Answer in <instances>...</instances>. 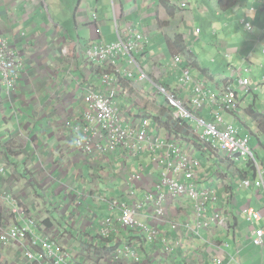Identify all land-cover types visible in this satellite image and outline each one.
<instances>
[{"label": "crops", "instance_id": "crops-1", "mask_svg": "<svg viewBox=\"0 0 264 264\" xmlns=\"http://www.w3.org/2000/svg\"><path fill=\"white\" fill-rule=\"evenodd\" d=\"M131 26L151 37L140 61L154 78L170 86L178 82L180 70L171 66L181 56L196 82L217 93L227 87L239 92L237 112L217 107L200 115L213 121L219 111L228 123L246 129L264 170V62L258 60L260 53L264 58V0H0V32L19 50L23 69L11 96L0 83V227L35 219L42 235L62 237L65 244L82 240L93 231L81 221L89 208L84 191L117 194L114 188L126 183L125 162L154 169L148 155L137 165L123 156H89L76 144L71 126L83 117L89 88L109 93L102 79L106 69L94 66L85 50L96 42H116ZM139 76L126 80L122 92L148 88L137 85ZM242 79L250 82L247 94ZM120 102L128 104L125 94ZM207 152L211 149L204 153L207 168L198 185L215 189L218 200L207 216L220 211L226 226L210 222L198 232L193 202L173 199L176 207L159 227L170 244L180 245L166 254L162 244L144 238L137 264H264V246L250 242L253 227L241 212L244 204L259 210L255 223L264 226L263 191L241 183L255 180L254 169L239 161L230 167L217 154L208 159ZM22 258L19 242L0 244V264H20Z\"/></svg>", "mask_w": 264, "mask_h": 264}, {"label": "built area", "instance_id": "built-area-1", "mask_svg": "<svg viewBox=\"0 0 264 264\" xmlns=\"http://www.w3.org/2000/svg\"><path fill=\"white\" fill-rule=\"evenodd\" d=\"M245 27L248 31L254 29L251 24ZM151 45L150 36L131 26L127 33L119 32L114 43L98 42L87 47L86 57L106 69L103 84L109 93L89 88L83 117L71 126L76 131V144L89 156L97 159L112 156L114 160L118 156L135 158L137 165L148 155L154 169L142 163L138 168H129L125 162L126 183L118 191L114 188L117 194L84 191L89 208L81 221L89 223L93 231L82 240H69L65 244L62 237L52 239L42 235L35 219L0 227L2 246L20 243L23 253L20 264H137L142 262L139 246L144 238L162 244L164 253H173L180 244H170L168 236L161 235L165 231L159 225L169 219L170 211L176 207L171 201L184 196L194 204L198 232L210 222L226 226L227 220L220 211L207 216L209 207L218 200L215 189L211 184L198 185L200 174L207 168L203 163H206L204 153L208 148L212 152H207L208 159L217 154L218 160L230 167L236 161L254 167L255 180L244 178L241 183L245 187L255 185L264 193V171L254 157L250 133L228 123L219 111L213 112V121L200 115L208 108L217 107L222 112H237L239 92L227 87L217 93L196 82L192 69L183 67L181 56L172 64L180 70L179 87L174 90L163 77L154 78L144 69L139 58L146 59ZM136 72L140 75L137 85H150L135 91L141 98L108 87L119 86L122 79H136ZM22 76L19 50L0 32V83L9 96L17 89ZM249 85V80L242 79L241 91L247 94ZM184 92L188 96L182 97ZM124 94L127 105L120 102ZM152 108L160 114L153 113ZM1 170L5 172L6 167L1 166ZM89 199L94 200L93 206L88 203ZM241 212L253 227L250 242L257 247L264 246V226L255 223L261 219V212L247 204Z\"/></svg>", "mask_w": 264, "mask_h": 264}, {"label": "clouds", "instance_id": "clouds-1", "mask_svg": "<svg viewBox=\"0 0 264 264\" xmlns=\"http://www.w3.org/2000/svg\"><path fill=\"white\" fill-rule=\"evenodd\" d=\"M96 19L98 20L99 19V17H96ZM254 27V26H253ZM247 30V29H246ZM254 30V29H253ZM248 31V30H247ZM249 32H252V31H249ZM100 42H102V41H100ZM96 43H98V42H96ZM93 44H95V43H93ZM92 45V44H91ZM88 59V58H87ZM140 59V58H139ZM89 60V59H88ZM90 61V60H89ZM91 62V61H90ZM94 66H98V67H100V66H102V65H100V64H98V63H96V62H91ZM142 63V62H141ZM173 64V63H172ZM100 65V66H99ZM142 65H143V63H142ZM144 67V66H143ZM172 67V66H171ZM145 69V68H144ZM127 79H122V84L126 81ZM104 85V84H103ZM1 86H2V84H1ZM2 88L6 91V93H7V89H5L3 86H2ZM18 88V87H17ZM97 89V88H96ZM98 90V89H97ZM100 91V90H99ZM101 92V91H100ZM12 93H13V91H12ZM126 93H128L129 95H133V96H135L136 98H141L140 97V95L137 93V92H135V93H132V92H130V91H126ZM7 95H9L8 93H7ZM152 104V103H151ZM153 113H157V111H156V109H154L153 111H152ZM157 114H160V112L158 111V113ZM251 146V145H250ZM253 151V150H252ZM255 157V156H254ZM147 239V238H146ZM148 240V239H147Z\"/></svg>", "mask_w": 264, "mask_h": 264}, {"label": "rangeland", "instance_id": "rangeland-1", "mask_svg": "<svg viewBox=\"0 0 264 264\" xmlns=\"http://www.w3.org/2000/svg\"><path fill=\"white\" fill-rule=\"evenodd\" d=\"M245 29H246V27H245ZM258 60L261 61V62H264V58H263V56H262L261 53H260L259 56H258ZM124 69H125L124 71H127L128 66H126ZM137 74H138V72H136V75H137ZM173 80H174V79H172V81H173ZM171 87H172L174 90H176V89L179 87V83H177L176 81H173ZM250 145H251V144H250ZM135 162H136V159L133 158V160L131 161V165H133ZM93 201H94V200H93Z\"/></svg>", "mask_w": 264, "mask_h": 264}, {"label": "bare ground", "instance_id": "bare-ground-1", "mask_svg": "<svg viewBox=\"0 0 264 264\" xmlns=\"http://www.w3.org/2000/svg\"><path fill=\"white\" fill-rule=\"evenodd\" d=\"M102 79H103V76H102ZM108 87L114 89L115 91H120V92H122V89H121V88H122V84H120V85L117 86V87H111L110 85H109Z\"/></svg>", "mask_w": 264, "mask_h": 264}, {"label": "trees", "instance_id": "trees-1", "mask_svg": "<svg viewBox=\"0 0 264 264\" xmlns=\"http://www.w3.org/2000/svg\"><path fill=\"white\" fill-rule=\"evenodd\" d=\"M177 82V81H176ZM177 83H180V77H179V79H178V82ZM256 159V158H255ZM256 162H257V164H258V166L260 167V168H262L260 165H259V163H258V161L256 160ZM253 169H254V167H252ZM254 171H255V169H254ZM264 171V170H263ZM257 173L255 172V175H256Z\"/></svg>", "mask_w": 264, "mask_h": 264}]
</instances>
